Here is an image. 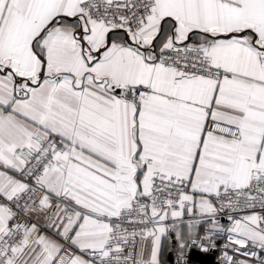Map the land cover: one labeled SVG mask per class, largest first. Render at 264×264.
<instances>
[{"label": "snow or ice", "instance_id": "obj_1", "mask_svg": "<svg viewBox=\"0 0 264 264\" xmlns=\"http://www.w3.org/2000/svg\"><path fill=\"white\" fill-rule=\"evenodd\" d=\"M264 264V0H0V264Z\"/></svg>", "mask_w": 264, "mask_h": 264}, {"label": "water", "instance_id": "obj_2", "mask_svg": "<svg viewBox=\"0 0 264 264\" xmlns=\"http://www.w3.org/2000/svg\"><path fill=\"white\" fill-rule=\"evenodd\" d=\"M194 259L200 261V264H212L214 257L211 255L208 256L197 255L194 257Z\"/></svg>", "mask_w": 264, "mask_h": 264}]
</instances>
